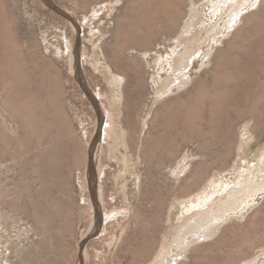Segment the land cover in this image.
<instances>
[{
	"label": "rangeland",
	"instance_id": "1",
	"mask_svg": "<svg viewBox=\"0 0 264 264\" xmlns=\"http://www.w3.org/2000/svg\"><path fill=\"white\" fill-rule=\"evenodd\" d=\"M175 262L264 264V0H0V264Z\"/></svg>",
	"mask_w": 264,
	"mask_h": 264
},
{
	"label": "bare ground",
	"instance_id": "2",
	"mask_svg": "<svg viewBox=\"0 0 264 264\" xmlns=\"http://www.w3.org/2000/svg\"><path fill=\"white\" fill-rule=\"evenodd\" d=\"M252 14V13H251ZM250 15V14H249ZM248 15V16H249ZM248 16H246L245 17V19L248 17ZM87 19H89V18H87ZM90 21V20H89ZM88 22V21H87ZM243 22V21H242ZM239 27V26H238ZM237 27V28H238ZM236 28V29H237ZM242 29V27H240V28H238L237 30H235V32L233 33L232 32V30H233V27H231V28H229L228 29V34L230 35H234L235 33H237L239 30H241ZM233 33V34H232ZM175 50V52H176V50H177V48L176 49H174ZM220 49H216L215 51H214V54H213V57H212V59L213 58H215V56L217 55V53H218V51H219ZM86 53V52H85ZM211 54H209V56H210ZM190 57H192V55H189ZM94 58V57H93ZM163 58V57H162ZM211 59V60H212ZM162 63H167V64H169L170 65V61H169V59L168 60H166V62H165V60H162ZM160 66H161V64H160ZM172 66V65H171ZM164 68H165V66H163ZM161 68V67H160ZM179 68V67H178ZM182 68H183V66H182ZM170 69H171V76L172 77H174L173 79H177V80H180V82H181V79H183V76H184V72H185V68H183V69H181V68H179V69H177V67L176 68H174V67H170ZM163 71H164V69H163ZM169 71V70H168ZM186 76H187V74H186ZM110 77H111V79L114 81V85H115V87L116 88H118V84H119V82H118V80H117V77L115 76V75H113V74H111L110 75ZM186 78V77H185ZM172 79V80H173ZM184 83H185V81H184ZM171 84V83H170ZM169 86V85H168ZM167 86V87H168ZM171 86V85H170ZM173 90V89H172ZM116 92H117V90H116ZM115 92V93H116ZM165 91H163V93H164ZM118 93H116V95H114V98H113V102H114V104H115V106H117V104H118V101H117V98H118V95H117ZM96 95H97V98H95L94 97V100L97 102V100H98V102H100V103H103V97H104V100H105V95L103 96V94L100 92V90H99V88H97V92H96ZM160 96V95H159ZM101 105V104H100ZM99 105V106H100ZM104 106V105H103ZM105 109H104V113L103 114H105V116H104V118H106V120L104 121V123H105V126H104V130H103V134H102V138L101 139H103L104 141H106V137L108 138V137H111L112 136V133L115 131V124H114V111L112 112L110 109H106L107 107H104ZM102 109V108H101ZM103 124V123H102ZM110 139V138H109ZM102 140V141H103ZM111 150H114L113 149V147L111 146V148H110ZM104 150V149H103ZM102 155V154H101ZM99 173H100V171H99ZM98 193V192H97ZM205 199V198H204ZM204 199H202V200H200V201H198L197 203H196V196H193L191 199H188L187 201H185L184 202V204H183V208H182V213H186L187 211L189 212L191 209H193V208H196V207H199V206H201L202 205V203L205 201ZM193 233V232H192ZM192 233H190V232H188V231H184V235L186 236V235H189V234H192ZM175 264H178V262H175Z\"/></svg>",
	"mask_w": 264,
	"mask_h": 264
}]
</instances>
